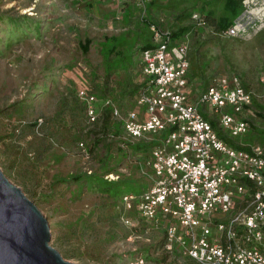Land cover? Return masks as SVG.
Listing matches in <instances>:
<instances>
[{
    "label": "rangeland",
    "instance_id": "rangeland-1",
    "mask_svg": "<svg viewBox=\"0 0 264 264\" xmlns=\"http://www.w3.org/2000/svg\"><path fill=\"white\" fill-rule=\"evenodd\" d=\"M226 9L228 0H152L142 17L132 1L0 0V166L46 214L51 243L67 259L171 264L157 250L150 253L163 226L141 218L133 201L132 223L122 222L116 185L102 189L99 181L120 180L127 189L148 184L140 170L148 152H115L120 137L103 134L102 121L90 124L76 95L88 85L122 102L123 110L135 107L136 95L119 93L141 80L135 45L151 43L148 26L160 15L178 36L190 33V77L207 82L239 73L254 90L255 112L242 139L264 146V27L226 36L196 29L191 19L193 11L218 16ZM39 116L47 120L43 129L33 125ZM97 136L105 140L92 151Z\"/></svg>",
    "mask_w": 264,
    "mask_h": 264
},
{
    "label": "built area",
    "instance_id": "built-area-1",
    "mask_svg": "<svg viewBox=\"0 0 264 264\" xmlns=\"http://www.w3.org/2000/svg\"><path fill=\"white\" fill-rule=\"evenodd\" d=\"M117 1H132L143 17L152 0ZM242 5L227 27L214 28L199 11L191 13L193 26L226 36L260 31L264 0ZM149 26L151 45L137 52L142 84L135 107L123 110L88 85L77 89L90 124L111 109L121 122L124 149L127 141L153 142L140 168L149 182L121 196L119 218L132 223L133 201L141 218L161 224L164 242L157 252L171 264H264V146L242 139L251 127L256 94L239 73L196 81L189 74L190 33L174 34L165 15ZM260 80L264 87V71ZM35 121L43 129L46 118Z\"/></svg>",
    "mask_w": 264,
    "mask_h": 264
},
{
    "label": "water",
    "instance_id": "water-1",
    "mask_svg": "<svg viewBox=\"0 0 264 264\" xmlns=\"http://www.w3.org/2000/svg\"><path fill=\"white\" fill-rule=\"evenodd\" d=\"M51 239L46 214L0 166V264H78Z\"/></svg>",
    "mask_w": 264,
    "mask_h": 264
},
{
    "label": "trees",
    "instance_id": "trees-1",
    "mask_svg": "<svg viewBox=\"0 0 264 264\" xmlns=\"http://www.w3.org/2000/svg\"><path fill=\"white\" fill-rule=\"evenodd\" d=\"M242 7H243L242 0H228V9H226L223 14L218 15V16H212L211 14H203V15L206 18H208V20L209 19H212L213 22H215V24H213L209 20L210 23L213 24L212 26L214 28H223V27L229 26L233 22L234 17H236V15L242 10ZM149 25H150V23H149ZM148 27L150 29V26H148ZM178 33H179L178 31H175L174 30V34L177 35ZM150 45H151V43H149L148 41H145L144 43L139 44L137 46L135 45V47H137L136 53L138 52V50L140 48L147 47V46H150ZM139 71H140V69H139ZM141 84H142L141 81H131V82H128L127 85H125L124 89H121V93H119V96L120 97L121 96H125V95H130V96L136 95L137 96V94H138V92L140 90ZM245 84L248 85L247 83H245ZM77 89H76V95H77ZM78 99H79V97H78ZM79 102L82 103V105H83L82 106V109H83L84 113L86 114L84 103L80 99H79ZM119 104L121 105L123 103L120 102ZM110 111H111V109L109 107L106 108L104 114L102 115V118L99 120V121H102V126H103V129H101L103 131L102 133L103 134H106V135H110V134L113 133L114 136L120 137L119 135H122V132H123L122 131L123 129H122V126H121V122L118 121V120L113 119L111 117ZM35 124H36V121H34L33 125H35ZM46 124H47V120H46V123L43 125V127H46ZM104 140H105V136L104 137L97 136V138L93 141V144L91 145V148L90 149L93 151L97 147V145L101 141H104ZM120 140H122L121 137L118 140L119 143H120ZM127 142H128V147H130L131 149H134L136 151H142V152H147L149 150V147L153 143L152 141L145 142V141H140V140H137L135 142H131V141H127ZM115 148H116L115 149V152L119 153L122 150V154L124 155V148L123 147H121L120 145H118ZM99 179H100L99 180L100 181V184H102V186L100 185L102 189L109 188V186L111 184H112V186H115L116 185V187L114 189V192H115V194L119 195L120 198L125 193L132 192V191L139 192V191L142 190V188H144V187L147 186V183L146 184H143L142 183L139 188L127 189L126 188L127 183L125 185H122V182L120 180H113V179H109L108 180V179H102V178H99ZM131 185H132V183H131ZM132 186H134V185H132ZM159 241L160 242L155 243L153 245V248L150 249V250H152V251H150V253H153L155 250H157L163 244L164 238L162 237V239H160ZM166 256L167 255H164L163 258L166 257ZM157 259L158 258H155V260H157Z\"/></svg>",
    "mask_w": 264,
    "mask_h": 264
}]
</instances>
